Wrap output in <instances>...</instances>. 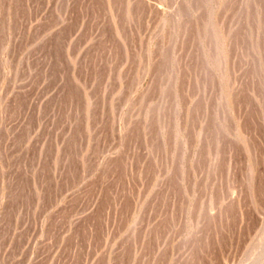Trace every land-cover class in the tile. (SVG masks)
Wrapping results in <instances>:
<instances>
[{
  "label": "rangeland",
  "instance_id": "1",
  "mask_svg": "<svg viewBox=\"0 0 264 264\" xmlns=\"http://www.w3.org/2000/svg\"><path fill=\"white\" fill-rule=\"evenodd\" d=\"M0 264H264V0H0Z\"/></svg>",
  "mask_w": 264,
  "mask_h": 264
}]
</instances>
